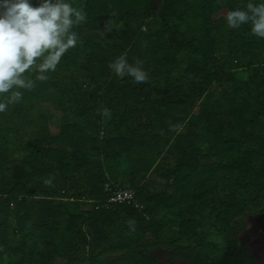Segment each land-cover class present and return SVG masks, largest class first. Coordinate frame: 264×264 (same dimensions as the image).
I'll list each match as a JSON object with an SVG mask.
<instances>
[{"label":"trees","instance_id":"obj_1","mask_svg":"<svg viewBox=\"0 0 264 264\" xmlns=\"http://www.w3.org/2000/svg\"><path fill=\"white\" fill-rule=\"evenodd\" d=\"M70 2L81 42L21 102L0 94V264H145L155 247L249 264L236 231L264 210V40L223 18L247 0ZM125 50L148 83L110 72ZM117 187L139 207L109 202Z\"/></svg>","mask_w":264,"mask_h":264},{"label":"clouds","instance_id":"obj_2","mask_svg":"<svg viewBox=\"0 0 264 264\" xmlns=\"http://www.w3.org/2000/svg\"><path fill=\"white\" fill-rule=\"evenodd\" d=\"M223 3L216 0L217 5ZM223 18L229 29L248 25L251 36L264 40V0L238 3ZM86 19L84 7L70 0H0V94L11 93L19 103L23 99L19 89L30 91L37 80H48L61 58L81 42L77 29ZM112 30L113 25L107 23L99 34L105 37ZM108 68L118 79L128 77L135 84L151 79L143 60L129 62L127 50L110 61ZM34 75L35 79L30 78ZM6 107L0 103V112ZM129 227L134 228V221H129Z\"/></svg>","mask_w":264,"mask_h":264},{"label":"flooded vegetation","instance_id":"obj_3","mask_svg":"<svg viewBox=\"0 0 264 264\" xmlns=\"http://www.w3.org/2000/svg\"><path fill=\"white\" fill-rule=\"evenodd\" d=\"M264 212V210L257 211V212H249L245 216L242 217L240 227L237 229L236 237L237 241L240 244V251L245 255H242L241 258L244 257L245 259H249V264H264V222H259L256 220V216L260 213ZM246 229L245 234L241 233ZM244 244H242V241ZM167 249L165 253L158 256L161 264H196L195 260L193 259H185L175 253L172 249L168 247H164ZM61 260V264H96L92 260H84L79 261L77 259H67L64 257H57ZM158 258L151 257L149 255L146 256L144 259L145 264H158ZM56 259V258H55ZM114 260V264H117V260L115 257H109L104 259L98 264H102L108 260ZM185 260V262H182Z\"/></svg>","mask_w":264,"mask_h":264},{"label":"built area","instance_id":"obj_4","mask_svg":"<svg viewBox=\"0 0 264 264\" xmlns=\"http://www.w3.org/2000/svg\"><path fill=\"white\" fill-rule=\"evenodd\" d=\"M136 192L131 188L117 187L113 190L112 196L109 198V202H134L135 206L139 207V203L136 201Z\"/></svg>","mask_w":264,"mask_h":264},{"label":"water","instance_id":"obj_5","mask_svg":"<svg viewBox=\"0 0 264 264\" xmlns=\"http://www.w3.org/2000/svg\"><path fill=\"white\" fill-rule=\"evenodd\" d=\"M160 5H161V0L158 1V6H160ZM255 218H256V220H258L260 223H261V222H264V212L258 214ZM240 232L245 234L246 229H244L243 231H240ZM241 241H242V240H241ZM242 244H244L243 241H242ZM166 251H167V249L164 248V247H155V248L151 249V250L148 252V255L151 256V257L158 258V256L162 255V254L165 253ZM159 262H160V260H159V258H158V264H161V263H159ZM182 262H185V260H182ZM53 264H61V260L58 259V258H56V259H54ZM102 264H114V260L111 259V260H108V261H106V262H104V263H102ZM189 264H191V262H190Z\"/></svg>","mask_w":264,"mask_h":264},{"label":"rangeland","instance_id":"obj_6","mask_svg":"<svg viewBox=\"0 0 264 264\" xmlns=\"http://www.w3.org/2000/svg\"><path fill=\"white\" fill-rule=\"evenodd\" d=\"M156 1L158 2L159 0H156ZM53 127H54V126H53ZM52 129H54V128H52ZM213 239H215V240H216V239L219 240V239H220V238H219V235H218V234H215L214 237H213Z\"/></svg>","mask_w":264,"mask_h":264}]
</instances>
